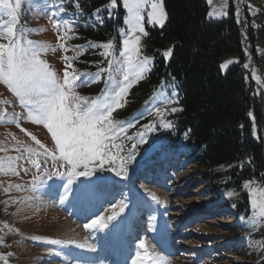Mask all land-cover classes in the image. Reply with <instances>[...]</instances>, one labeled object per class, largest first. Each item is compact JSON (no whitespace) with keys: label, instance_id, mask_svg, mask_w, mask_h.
I'll use <instances>...</instances> for the list:
<instances>
[{"label":"rangeland","instance_id":"1","mask_svg":"<svg viewBox=\"0 0 264 264\" xmlns=\"http://www.w3.org/2000/svg\"><path fill=\"white\" fill-rule=\"evenodd\" d=\"M205 2L208 5V13L210 11L227 13L207 16L210 21L227 19L230 11L233 10L245 36V54L247 62L250 63L249 77L263 95L264 0H211V4L208 0ZM60 5L61 0H23L19 26L30 30L27 33L29 39L48 46V51L42 54V58L61 77L65 66L62 57L65 55L72 59L75 69L81 73H95L98 68L106 67V61L101 54L105 50L89 45L111 40L114 42V48L118 49L122 46L119 29L124 26L125 10L120 5V0L112 19L107 18L106 12L103 13V24L99 23L97 17L91 15L95 9L83 14L77 9L61 12L57 11ZM67 5L64 1V7H68ZM45 6L47 12L43 10ZM119 7L123 10V20L117 34L103 41L95 38L93 34L99 32V26L105 25L106 20L114 21L118 18ZM52 13L55 15L52 16ZM3 18L7 19L6 16ZM54 20L60 22L59 29L53 27ZM69 24L73 25L74 30L67 34L65 40L58 41L57 36L65 35ZM144 27L147 32L149 28H163L148 23L147 18ZM250 35L254 38L255 55L250 48ZM146 38L142 37L141 40L144 55H147ZM61 42L65 44L67 52L60 48ZM76 46H82V49H77ZM113 59H118V56H114ZM240 60V55L237 53L224 54L219 60L221 72L227 73L233 65L239 64ZM229 61L232 63H228ZM224 64L227 66L222 68L221 65ZM148 77L149 75L130 89L126 105L113 113L115 121H131L134 124V127L126 130V135L133 136L134 139L128 141L123 136L116 139L114 143L122 145L123 150L118 151L110 145V155L116 156L117 159L106 160L102 170L98 172L101 176L114 177L112 169L121 170L119 157L126 158L131 145L133 143L137 145L135 162H129L125 170L129 179L119 181L115 195L117 211L119 205L127 206L122 213V221L128 227L129 235L126 236V243L129 244L128 254L131 257L127 258V264H131L137 252L143 251L138 247L140 240L145 242L150 251L155 250L165 256L169 264H264V223L256 230L250 226L246 227L247 216L251 215L248 190L243 186L240 189L232 186L225 168L216 169L214 172L200 168L197 159L188 153L187 147L175 140V135L172 134L173 127L159 128L153 132H148L143 127L159 122L156 113L149 114L154 106H160L162 111L172 107L179 108L178 103L158 105L154 97L158 95L161 86L156 89L153 87L149 93L142 88ZM104 78L107 79V73ZM105 87L103 82L92 83L79 87L77 92L89 98H96L102 95V89ZM163 88L164 94L161 99L166 98L169 92L176 93L165 86ZM5 112L7 115L0 119V142H2L0 147L7 148L8 151H0V158L18 155L24 158L18 162L19 175L11 173L6 175L0 172V255L12 253L7 257L8 264H91V259L79 253L80 247L77 245L81 243L85 245L84 248H88L87 245L96 248V252L88 249L91 251L90 254L96 253L98 258L96 260H99L100 264H115V261L109 257L114 247L109 239L114 240V237L106 231L85 230L83 227L89 219L90 212L78 206L74 207L70 201L61 205L58 196L52 204L54 210L52 212L45 210L43 199L47 197L48 184L52 181L45 175L42 177L45 181L43 186L40 185L39 180L34 182L33 177H40L41 173L27 162L28 154L23 149L19 153L16 152L14 146H17L18 140L25 146L30 145L42 151L31 139V136H35L45 147L55 152L54 141L47 129L27 119L26 110L19 105L18 99L5 85L0 84V114ZM177 112H165L164 122H172ZM15 116H19L20 127H17L13 121ZM21 128L26 132L21 131ZM138 132L145 133V143H139V138L136 137ZM27 133H31V136ZM13 136L16 140L12 139ZM153 141H156L154 146ZM33 159H38L41 167L47 166L49 171H52L53 167L66 171V166L60 168L59 163L53 165L50 158L45 165L46 158L43 155ZM100 167L99 162L96 161L89 166V170L96 171ZM220 175L223 177L216 180ZM251 181H254L252 188H264V185L256 179ZM56 182L59 183L58 180ZM6 188L7 192L4 190ZM108 190L111 191V186ZM228 192L234 194L228 196ZM247 200L248 210L245 208ZM103 209L104 215L110 214L107 203H104ZM210 209L213 214L209 212ZM76 214L81 219H76L74 217ZM73 225L77 227L76 230ZM160 225L163 228L162 233L159 231ZM42 237L54 239L47 240ZM61 238L63 240H60ZM54 240L60 243H51ZM253 244L256 246L253 247ZM0 264H4V260H0Z\"/></svg>","mask_w":264,"mask_h":264},{"label":"snow or ice","instance_id":"2","mask_svg":"<svg viewBox=\"0 0 264 264\" xmlns=\"http://www.w3.org/2000/svg\"><path fill=\"white\" fill-rule=\"evenodd\" d=\"M208 2L211 4V0ZM22 3L23 0H0V41H3L0 42V84L5 85L18 99L19 105L26 110L27 119L30 122L42 125L47 129L54 141L56 151H50L35 136H31V133L27 134L42 151H38L30 145L25 146L18 140L14 150L19 153L23 149L28 154L27 162L41 173L40 177H33L34 182L39 180L40 185L43 186L45 181L42 177L45 175L48 180L52 181L48 188L49 190L55 189L61 205L70 201L74 207L78 206L86 212H90L88 221L83 225L85 230L106 231L107 234L115 237L123 219L122 213L127 207L121 204L117 211L116 188L119 181L129 179L125 170L128 168L129 162H135L137 145L135 143L131 145L126 158L119 157L121 170L116 171L113 168L114 177L101 176L98 172L102 170L106 160L115 161L117 159L116 156L110 155V145L117 148L118 151L123 150L122 145L114 143L116 139L121 136L128 141L134 139L133 136L126 135L127 128L134 127V124L131 121H115L113 113L126 105L130 89L145 79L154 67V57L143 54L144 48L141 40L142 37L149 35L144 27L146 18L148 23L163 27L167 19L163 0H120V5L125 10L124 26L119 29V33L122 35V46L118 49L114 48V42L111 40L101 44H90V47L105 50L101 54L106 61V67L98 68L95 73L77 71L72 59L66 55L63 56L65 66L62 77L42 58V54L48 51V46L29 39L27 33L30 30L19 26ZM69 3L83 14L79 0H69ZM117 7L118 0H108L106 6L96 8L91 15L97 17L99 23L103 24V13L106 12L107 18L112 19ZM43 10L47 12V6ZM67 10L64 7V0H61L57 11L67 12ZM249 10L251 11V7ZM226 14L223 11L218 13L210 11L208 16ZM51 15L54 16L55 13ZM5 16L7 19L3 18ZM53 27L59 29L60 22L54 20ZM73 30V25L69 24L67 33L63 36L58 35L57 40H65L67 34ZM60 48L65 52L68 51L62 42ZM76 48L82 49V46H76ZM171 55L172 49L163 52L165 61ZM114 56H118V59H113ZM228 63H232V61ZM226 66L227 64L221 65L222 68ZM105 73H107V79L104 78ZM99 82L106 85L99 97L89 98L77 92L81 86ZM166 83L167 81L161 78V87L158 95L154 97L158 101V105L178 103L175 92H169L164 99L160 98L164 94L163 85ZM177 111L182 112L183 109L172 107L162 111L160 106H154L149 114L156 113L159 122L143 127L148 132L157 131L159 128L171 129L172 122H164L165 112L176 113ZM6 115V112L0 114V119ZM13 121L17 127H20L19 116H15ZM21 131L26 132L23 128ZM136 137L139 138V143H145L144 132L136 133ZM12 139L16 140V137L13 136ZM155 144L156 141H153V146ZM160 147H163L162 142ZM0 151L7 152L8 149L0 147ZM41 155L46 158L45 165L50 158L53 165L59 163L60 168L66 166V171H60L55 167L52 171H49L47 166L42 168L40 161L33 159V157ZM23 158L21 155L0 158V172L6 175L8 173L19 175L18 162ZM96 161L99 162L100 169L90 171L89 166ZM5 168H7V172H5ZM57 180L59 183L56 182ZM253 183L254 181H246L243 187L248 190L251 211V215L247 216L246 227L250 226L256 230L264 223V188L254 189L251 187ZM110 186L111 191L108 190ZM16 187L19 186L16 185ZM4 190L8 191L7 188ZM233 194V192L227 193L228 196ZM153 199H156L155 196ZM104 203L109 205V215L103 214ZM51 243L56 244L60 241L54 240ZM77 247L83 248L85 245L80 244ZM87 247L95 251L92 245H87ZM138 247L143 251L135 254L131 264H169L165 256L155 250L150 251L143 240L139 241ZM11 255L12 253L0 255V260H4V264H8L7 257Z\"/></svg>","mask_w":264,"mask_h":264},{"label":"trees","instance_id":"3","mask_svg":"<svg viewBox=\"0 0 264 264\" xmlns=\"http://www.w3.org/2000/svg\"><path fill=\"white\" fill-rule=\"evenodd\" d=\"M79 2L83 12L90 13L108 0ZM163 6L164 27L149 28L146 38L145 52L154 57V67L142 88L149 93L164 78L163 86L176 91L183 111L172 120V134L200 168L211 172L225 168L238 189L254 179L264 185V94L249 77L245 36L233 10L227 19L210 21L205 0H163ZM117 13L116 20L99 26L95 38L103 41L117 34L123 20L121 7ZM253 42L250 35L255 55ZM169 49L172 55L165 61L163 52ZM234 53L240 55V63L223 74L220 58ZM219 177L223 175L216 180Z\"/></svg>","mask_w":264,"mask_h":264},{"label":"bare ground","instance_id":"4","mask_svg":"<svg viewBox=\"0 0 264 264\" xmlns=\"http://www.w3.org/2000/svg\"><path fill=\"white\" fill-rule=\"evenodd\" d=\"M54 195H55V193L52 191V190H49L47 193H46V196L47 197H44V199H43V201H44V203H45V210L46 211H48V212H52V210H54V207H53V198H54ZM74 226V225H73ZM78 226V225H77ZM76 226H74V229L76 230ZM128 228V227H127ZM119 236H121V234L119 235ZM104 240V239H103ZM101 241V240H100ZM79 244V243H78ZM81 244V243H80ZM86 244V243H85ZM84 245V244H83ZM98 245V244H97ZM99 246V245H98ZM103 246V245H102ZM93 248H94V246H93ZM78 249V248H77ZM76 249V250H77ZM102 250V249H101ZM100 250V251H101ZM103 251V250H102ZM90 250L88 249V248H79V253L80 254H83L85 257L86 256H88V255H90V256H88L90 259H92L93 260V263L94 264H100V263H95V261H94V259H95V257H96V254H93L92 255V253L90 254ZM96 252V251H95ZM110 252V251H109ZM78 253V252H77ZM99 256V255H98ZM78 257V256H77ZM97 258V257H96ZM98 259V258H97ZM103 259H104V256H103ZM84 260V259H83ZM105 260V259H104ZM118 260H122V258H121V255H118ZM106 262H107V260H106ZM86 263V262H85ZM105 263V262H104ZM92 264V263H91Z\"/></svg>","mask_w":264,"mask_h":264}]
</instances>
